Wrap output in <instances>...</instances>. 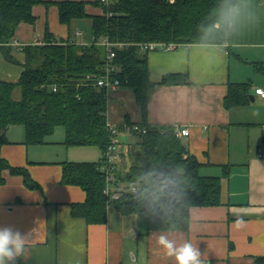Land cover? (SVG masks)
I'll return each mask as SVG.
<instances>
[{
  "label": "crops",
  "instance_id": "obj_1",
  "mask_svg": "<svg viewBox=\"0 0 264 264\" xmlns=\"http://www.w3.org/2000/svg\"><path fill=\"white\" fill-rule=\"evenodd\" d=\"M86 9L90 15L104 12L90 4ZM33 14L36 23H21L11 41L15 62L5 59L0 46V81H19L23 48L43 43L47 29L63 41L92 40H77L76 34L72 39L54 4L37 5ZM255 63L263 64V70L256 71ZM171 74L188 75L190 82L163 85ZM149 77L154 90L147 123L189 130L181 141L201 164L202 176L221 178V205L191 208L185 231H148L146 213L123 216L112 205L105 224H88L72 215V205L86 201L85 192L61 183L67 161L30 155L23 140L12 138L11 126L1 156L14 167L27 168L39 185L30 189L23 177L9 172L0 185V227L10 225L29 235L16 264H176L158 244L161 234L177 246L186 241L197 245L204 264H264V99L255 94L264 89V0H238L224 45H179L149 53ZM242 83L250 84V102L227 109L229 86ZM124 90L113 95L109 121L121 125L128 116L140 124L138 106L133 117L129 112L116 117L119 107L129 108ZM118 170L124 171L122 166Z\"/></svg>",
  "mask_w": 264,
  "mask_h": 264
},
{
  "label": "trees",
  "instance_id": "obj_2",
  "mask_svg": "<svg viewBox=\"0 0 264 264\" xmlns=\"http://www.w3.org/2000/svg\"><path fill=\"white\" fill-rule=\"evenodd\" d=\"M237 2L115 0L105 6L100 0H0V46L10 62H15L11 41L21 23H36L33 8L37 5H56L63 25L92 21V40L87 44L57 39L47 29L43 43L23 48L25 62L19 81H0V185L5 183L4 173L9 172L23 177L28 188L39 187L27 168L14 167L1 156V148L9 143L7 131L11 126L24 127L27 146L46 144L62 126L67 147H97L102 153L98 162L62 163L61 183L77 186L86 194L84 203L72 205V215L84 218L88 224H105L112 205L123 216L146 213L148 231H185L189 228L191 208L221 205V178L200 174L201 164L176 136L174 127L147 123L154 86L149 77L150 52H143L141 44L224 45L230 31L231 10ZM89 4L111 16L88 14ZM104 37L122 45L115 48L114 64L120 67L117 77L123 87L133 90L141 113L140 124L147 128L146 134H134L137 141L127 148V155L133 159L128 171L124 175L117 172L121 182L135 184L139 191L124 193L113 202L104 194L107 184L100 168L111 144L107 126L110 102L106 90L94 87V78L107 63V51L99 44ZM255 69L262 71L263 64L255 63ZM189 82V76L182 74L166 75L162 80L163 85L170 86ZM18 89L17 99L14 94ZM249 90L250 84H231L225 107L248 104ZM124 124L133 122L127 116ZM169 217L173 221L166 223Z\"/></svg>",
  "mask_w": 264,
  "mask_h": 264
},
{
  "label": "built area",
  "instance_id": "obj_3",
  "mask_svg": "<svg viewBox=\"0 0 264 264\" xmlns=\"http://www.w3.org/2000/svg\"><path fill=\"white\" fill-rule=\"evenodd\" d=\"M114 1L115 0H100V2L105 6H110L114 3ZM103 15L109 17L111 16V13L104 11ZM76 36L82 37L83 33L77 30ZM99 44L105 47L107 51V63L104 71L101 72L99 76L94 78V87H96L99 91L106 90L107 97L110 98L111 93L116 92L118 89L123 87L121 79L117 77L118 73L120 72V67L114 64V58L116 57L115 48L122 47V45L113 43L108 37L102 38L99 41ZM176 47L177 46L175 44H141V49L143 52H153L159 49L170 52L174 51ZM54 91L56 92L57 90L54 89ZM255 94L264 99L263 88L256 89ZM107 126L111 136V144L103 156L100 168L101 171L105 172L107 184L104 194L107 196L109 202H113L119 200L124 193L137 194L139 191V187L137 185L123 183L117 178L118 166L122 159V154L119 152L122 147L120 135L124 130L132 134H146L147 128L138 123H133L132 125H117L111 123L110 121L108 122ZM120 126H122L124 130H120ZM174 131L176 136L180 139L189 136V130L187 129L174 127ZM260 157H264V153H261Z\"/></svg>",
  "mask_w": 264,
  "mask_h": 264
},
{
  "label": "rangeland",
  "instance_id": "obj_4",
  "mask_svg": "<svg viewBox=\"0 0 264 264\" xmlns=\"http://www.w3.org/2000/svg\"><path fill=\"white\" fill-rule=\"evenodd\" d=\"M91 26H92L91 19H87V20H78V21L72 22V25L70 26L69 29L65 26H62V27L64 30L70 31L72 39L76 37L75 34H76L77 29L82 31L84 34V38H81V37L77 38V40H80V39L91 38L92 36ZM124 89L126 88L122 87L118 89L117 91L120 92L121 90H124ZM124 91H127L129 94L130 104H129V108L119 107L117 109V114H116L117 119L119 117H123L128 112L133 117L134 108L137 109L133 90H131L130 88H127ZM116 92L111 93L110 98H109V102H110L109 106H112L111 103L113 101V95L116 96ZM14 97L17 99L20 97L19 89L15 92ZM10 132L14 140L19 141L21 139L25 141V129L23 126L15 125ZM65 139H66L65 128L60 126L56 129V132L54 133V135L48 138V141L52 144H49V142H47L46 144H43V145L28 146L30 148V155L50 157L55 160H62V161H67V162L96 161L102 156L101 151L97 147L74 146L68 149V147L65 145ZM120 139L122 141V145H121L122 147L119 150V152H121L122 154V159H121V162L119 163V166H122V169L124 171L121 173L124 175L125 172H127L130 166L132 165V161H133V159L127 155V152H126L127 148L131 143L137 141V137H135L134 134L128 133L127 131L124 130L122 131L120 135Z\"/></svg>",
  "mask_w": 264,
  "mask_h": 264
},
{
  "label": "clouds",
  "instance_id": "obj_5",
  "mask_svg": "<svg viewBox=\"0 0 264 264\" xmlns=\"http://www.w3.org/2000/svg\"><path fill=\"white\" fill-rule=\"evenodd\" d=\"M183 170L185 171V169ZM170 221H173L172 217H169L165 222ZM241 223L242 221L237 220V224ZM28 240V234L21 233L13 226L0 227V264H16L17 259L23 254ZM158 244L164 249L167 257L175 259L176 264H204L201 259L203 256L201 251L191 241L177 246L175 241L170 240L167 235L161 234L158 237Z\"/></svg>",
  "mask_w": 264,
  "mask_h": 264
},
{
  "label": "water",
  "instance_id": "obj_6",
  "mask_svg": "<svg viewBox=\"0 0 264 264\" xmlns=\"http://www.w3.org/2000/svg\"><path fill=\"white\" fill-rule=\"evenodd\" d=\"M254 99L252 98V101H253Z\"/></svg>",
  "mask_w": 264,
  "mask_h": 264
}]
</instances>
